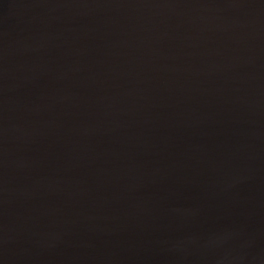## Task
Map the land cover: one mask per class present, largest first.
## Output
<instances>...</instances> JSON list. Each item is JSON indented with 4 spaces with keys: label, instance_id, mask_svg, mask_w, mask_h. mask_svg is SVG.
<instances>
[{
    "label": "water",
    "instance_id": "95a60500",
    "mask_svg": "<svg viewBox=\"0 0 264 264\" xmlns=\"http://www.w3.org/2000/svg\"><path fill=\"white\" fill-rule=\"evenodd\" d=\"M0 264H264V0H0Z\"/></svg>",
    "mask_w": 264,
    "mask_h": 264
}]
</instances>
